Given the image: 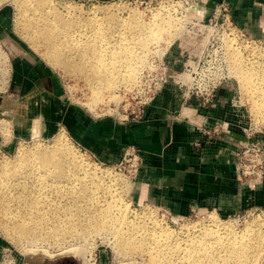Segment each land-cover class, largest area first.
<instances>
[{
  "label": "rangeland",
  "instance_id": "obj_1",
  "mask_svg": "<svg viewBox=\"0 0 264 264\" xmlns=\"http://www.w3.org/2000/svg\"><path fill=\"white\" fill-rule=\"evenodd\" d=\"M48 1L61 12L64 11V5L71 4L73 7L72 15L80 19L91 17L89 15L97 7H106L111 9V12H117L118 17L124 15L122 17L125 18L129 16V11L135 10L139 11L146 19L155 12L164 17H172L174 15V18L179 20V33L177 31V35L169 44L161 42L153 48L154 51L150 53L152 55H148L147 60L141 66L137 73L138 75L134 77L135 80L130 86L125 87L120 85L122 83H118L120 85L118 86L119 88L103 90L105 94L103 96L99 95V99L93 98L94 74L88 67L76 72L66 70L64 66L54 65L48 61L46 56H44L45 48L42 44L39 43L35 47L31 46V41L26 37V30L17 29L16 27L18 8L16 7V2L14 3L11 0H1L0 3V8L6 9L8 12V16L2 19L4 25L6 27L8 25V34L1 36L0 40L9 38L5 44L10 42V44L22 49L26 48L46 63L57 75L62 93L60 97H62L66 106L87 114L95 120L110 121L114 125L135 124L144 119L146 107L158 96V94L153 95L151 89L154 90V87L158 86L159 81L156 84V81L150 76L145 83L141 84L139 76L141 73H150L154 70L165 72L170 78L164 82L160 90L162 92L169 89L181 105V110L177 115H174V119L178 118V120L187 121L194 128H200L203 135H205L204 140L219 139L222 141V143L215 145L214 156H203L206 158L203 160L204 171L209 175L207 176L209 182L215 183L213 185L215 193L211 190L213 199L209 200L210 203L203 207L197 204L180 205L169 199L155 196L148 190V187L142 184L143 182H140L141 171L146 166H144L142 152L135 146L126 147L121 158L111 163L101 161L87 148L78 145L65 128L61 126L55 125L53 131L46 134L41 127L38 137H33L32 133L29 134L28 132L25 136L15 138L11 133V119L12 115L17 113V111L19 112V110L14 113L13 108L8 109L7 112L0 111V129L1 127L3 128L1 129V134L7 139L12 137V141H5V143L0 145V168L6 162H13L21 150L31 152L37 148H54L57 144L55 139L58 136H62L64 137H61L64 142H67L69 147L72 145V150L78 156L80 155L79 158H82L81 160L88 164L91 171L94 169V172L97 173L99 170L98 175H106L108 180L112 179L113 182L111 181V183L113 186L116 187L117 185L119 194H122V202L125 205L128 204L126 205L127 207L129 206L130 223L132 225L134 223L136 228L141 226L144 229L149 227L151 229L153 222L152 226H162L180 238L194 230L212 227L211 223L214 218L217 221L230 224L237 231L251 228L257 230V228L259 229L262 226L264 228V113H258L254 109V104L250 103L251 101L248 100L243 92L237 93L230 74L231 69L229 71L230 64L227 63L226 65L227 45L229 42H232V46L247 60L264 57V26H261V21L259 25H256V29L249 31L238 25L236 19L231 15L235 28H229L227 25L228 21L224 18L214 19L211 17L219 2L211 0L207 3H198L195 7H190L194 4L183 0ZM224 1L229 4L226 0ZM229 11L231 14L230 4ZM98 17L102 18L103 16L99 15ZM198 21L200 23L206 22L207 25H210L213 29L212 32L206 30L201 33L197 31L194 23L196 24ZM84 33L89 34L86 31ZM98 47L101 49V46ZM0 52V56L2 55L0 57V61H2L0 62V68L3 66L5 68L4 61L7 56L3 51L1 42ZM185 65L193 71L191 76L193 77L194 88L192 91L194 92L202 90L201 88L207 85L210 78L222 73L221 83L211 93L213 96L207 95V91H203V94H198V96L194 94L188 99L187 103H183L184 99L181 97L178 85L173 81L172 76L182 73ZM197 86H201V88L196 89ZM220 91H225L227 96L218 97ZM92 99H95L94 103ZM191 99L198 103V107L189 105ZM12 100L13 103L16 100L21 103L24 99L12 98ZM90 103H93V105ZM217 106H220L222 113L219 120L214 121L211 127L208 128L205 125V116L201 115L199 109ZM142 107L143 116L140 118L138 112H141ZM225 115L228 120L225 119ZM23 116L26 117L24 112ZM194 148L197 147L194 145ZM149 168L153 169L152 163H150ZM219 178L220 182L218 183L219 186H217L216 181ZM217 189H220V195H217ZM141 197L142 201L140 202ZM1 218L0 255L1 250L8 246L13 250L15 264H79L80 258L77 255L70 254L62 257L58 255L69 250H76L81 253L82 260L88 254L92 255L93 264L100 263V253L106 256L107 264H146L150 261L148 254L145 252H134L131 253L132 255L129 253L128 256L117 253L112 243H108L107 240H103V237L98 235L91 237L86 243L85 241H82L84 243L73 241V245L71 242V245L61 243L59 247L58 244L56 245V243L54 244L51 241L48 242L49 244L46 242L44 244L38 243L43 249L32 250L29 248L39 246L27 242H22L18 245L15 241L13 242L5 230V228L12 226L13 222L11 224V220L5 221V219L3 221ZM142 221L146 224L144 222L142 224ZM3 222L5 223L3 224ZM260 260L258 264H264V256ZM187 263L191 264L189 260Z\"/></svg>",
  "mask_w": 264,
  "mask_h": 264
},
{
  "label": "bare ground",
  "instance_id": "obj_2",
  "mask_svg": "<svg viewBox=\"0 0 264 264\" xmlns=\"http://www.w3.org/2000/svg\"><path fill=\"white\" fill-rule=\"evenodd\" d=\"M11 1L18 8L17 29L26 30L31 46H44L48 61L75 72L89 68L94 74L96 99L105 94L103 90L130 86L153 48L161 42L169 44L180 29L174 15L164 17L154 12L146 19L131 10L124 18L111 9L97 7L91 17L80 19L72 15L71 4L64 5L61 12L48 0ZM227 49L237 93L243 92L254 109L264 113V57L247 60L232 42ZM5 72L1 67V88ZM39 130L36 125L33 137L39 136ZM61 137L55 139L52 149L21 150L13 162L1 165L0 218L13 222L5 230L16 244L51 241L59 247L61 243L73 245V241L86 243L98 235L112 243L117 253H147L150 261L146 264H189L188 260L191 264H258L263 258V226L237 231L214 218L212 227L194 230L183 238L162 226H152L153 222L151 229L136 228L130 223L129 206L122 202L117 185L113 186L106 175H98L99 170L91 171ZM35 247L29 249H43ZM91 256L88 254L83 264H93Z\"/></svg>",
  "mask_w": 264,
  "mask_h": 264
},
{
  "label": "crops",
  "instance_id": "obj_3",
  "mask_svg": "<svg viewBox=\"0 0 264 264\" xmlns=\"http://www.w3.org/2000/svg\"><path fill=\"white\" fill-rule=\"evenodd\" d=\"M226 1L230 4L231 15L238 25L249 31L256 29L260 21L261 26H264V0ZM7 16V10L0 8V37L8 34V25L6 27L2 20ZM8 39L0 40L7 56L5 88H1L0 82V111L7 112L13 108L15 113L19 110L11 119L13 137L25 136L28 132L33 136L36 125L40 130L43 128L45 134L53 131L55 125L61 126L78 145L87 148L101 161L111 163L121 158L126 147H138L146 166L141 171L140 182L151 193L180 205L197 204L203 207L210 203L213 199L212 192L215 193V183L209 182L203 160L206 156H214L215 145L222 141H205V135L200 128H194L187 121L174 119V115L181 110V105L169 89L159 93L146 107L144 119L138 123L114 125L110 121H98L66 106L60 97L61 86L54 71L26 48L22 49L10 42L5 44ZM221 96L226 97V92L220 91L218 97ZM12 98L24 100L13 103ZM189 105L198 107V103L192 99ZM199 111L205 116V125L208 128L214 121L219 120L222 113L220 106L203 107ZM225 119L228 120L226 115ZM1 129L0 145L5 141H12V137L7 139L1 134ZM196 142L199 145L194 148ZM150 163L152 170L149 168ZM219 182L220 178L216 181L217 186ZM217 195H220V189H217ZM141 199L142 197L140 202ZM70 254L77 255L80 258L79 264H83L81 253L76 250L58 255L62 257ZM99 262L107 264L103 253H100Z\"/></svg>",
  "mask_w": 264,
  "mask_h": 264
},
{
  "label": "built area",
  "instance_id": "obj_4",
  "mask_svg": "<svg viewBox=\"0 0 264 264\" xmlns=\"http://www.w3.org/2000/svg\"><path fill=\"white\" fill-rule=\"evenodd\" d=\"M183 1L193 3L194 5H191L190 7H195L198 3H207L209 0H183ZM211 17L214 19L224 18L226 21H228L227 25L229 28H232V29L235 28V26H233V20H232L230 11H229V4H227L224 0H221L218 2L217 8L215 9L214 13H212ZM194 26H196L197 31H200L201 33H203L206 30L210 32H212L213 30L210 25L206 24V22L200 23V21H198L196 24L194 23ZM186 30H187V27H186ZM227 63L228 61H227V55H226V65ZM186 66L187 65L184 66L182 73H177L176 75L172 76L173 81L176 83V85H178L179 93L181 94V97L184 99L183 103L184 104L187 103L188 99L191 98L194 94H196L197 96L198 94H201V93L203 94V91H207L208 93L207 95L213 96V94L211 93L214 92L217 85L221 83V79L223 78L222 73H220L218 76H214L210 78L208 80L207 85L204 88H201V86H197L196 89L201 88L202 90H197L194 92L192 91L194 87H193V77L191 76L193 71L188 69ZM150 76L153 77V79L156 81V84H158L157 81H159L160 85L158 84L157 87H154V90L151 89L150 87L149 88L151 89V92L153 91L152 92L153 95L159 94V92H161L160 89L162 88L164 82L167 81V79H169L170 76L167 75L165 72H162L161 70L160 71L154 70L150 73L148 72L141 73L139 76V82L141 84L145 83L149 79ZM138 115L140 116V118H142L143 107L141 109V112H138ZM194 145L198 146L199 144L196 142L194 143ZM14 260L15 259H14L13 250L9 248L8 246L4 247L1 250L0 264H15Z\"/></svg>",
  "mask_w": 264,
  "mask_h": 264
}]
</instances>
